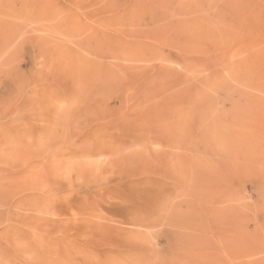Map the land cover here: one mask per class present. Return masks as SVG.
Listing matches in <instances>:
<instances>
[{
  "label": "rangeland",
  "instance_id": "rangeland-1",
  "mask_svg": "<svg viewBox=\"0 0 264 264\" xmlns=\"http://www.w3.org/2000/svg\"><path fill=\"white\" fill-rule=\"evenodd\" d=\"M0 264H264V0H0Z\"/></svg>",
  "mask_w": 264,
  "mask_h": 264
}]
</instances>
